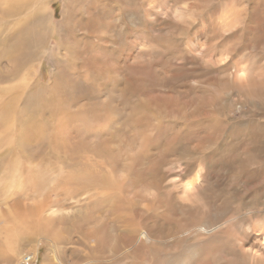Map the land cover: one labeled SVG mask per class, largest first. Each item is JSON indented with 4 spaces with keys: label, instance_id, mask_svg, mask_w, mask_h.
<instances>
[{
    "label": "rangeland",
    "instance_id": "374dc122",
    "mask_svg": "<svg viewBox=\"0 0 264 264\" xmlns=\"http://www.w3.org/2000/svg\"><path fill=\"white\" fill-rule=\"evenodd\" d=\"M25 2L18 15L2 17L17 35L0 39V102L9 101L0 109V155L7 156L0 159V264H19L27 253L35 264H264V0ZM46 46L55 47V66ZM36 61L44 87L33 76ZM238 67L242 81L233 77ZM129 75L131 91H119L115 77L124 86ZM164 106L188 115L156 119L153 109ZM132 108L134 127L125 119ZM79 109L119 120L85 127L68 117ZM109 127L133 137L111 141ZM25 140L31 145L21 153ZM83 140L105 144L106 156L118 159L115 171L108 159L81 150L82 161L94 162L91 172L101 167L87 180L86 167L69 170L48 156L67 160ZM105 177L134 187L138 197L126 208L147 223L137 234L145 230L151 239L135 254L121 249L96 261L95 242L83 238L94 225L71 229L70 221L88 212L90 197L104 196L75 186ZM217 221L224 227L204 229Z\"/></svg>",
    "mask_w": 264,
    "mask_h": 264
},
{
    "label": "bare ground",
    "instance_id": "6f19581e",
    "mask_svg": "<svg viewBox=\"0 0 264 264\" xmlns=\"http://www.w3.org/2000/svg\"><path fill=\"white\" fill-rule=\"evenodd\" d=\"M4 4H5L4 8H2V7L0 8V23H1L0 24V34H1L0 39H2L3 41L7 40L8 38H11L12 36L15 37L17 35V28L12 30L11 29L12 28V23L9 22V20H7V19L4 20L2 17L6 16V18H11V17H14V16L18 15L20 12H22L21 10H24L23 8L26 7L27 3L25 2V0H5ZM37 10H38V8L35 9V11H37ZM64 12H65L64 10H62V12H61L62 18L64 17L63 16ZM51 13H52V10L49 7V11H48V13L46 15L47 22H53V16H52ZM41 20L43 22H46V20L43 19V18H41ZM61 27H62V25H61ZM12 32H13V34H11ZM58 34L60 35L61 33H58ZM2 40H0V41H2ZM35 41L36 42L37 41L40 42V40H38V39H35ZM39 42H37V43H39ZM58 45H59V42H57L55 44V47H57ZM55 47H47L46 46L45 48H43V51H44V49L50 51V53H51L50 59H51L52 66H55V64H58V62H59V60H58L59 58L56 55H54ZM21 65H22V62H20V60H19L18 64L15 65V66L19 67ZM23 66H24V64H23ZM38 66H39V62L36 61V63H34L33 71L34 70L35 71H34L33 76L35 78H37V80H36L37 82L39 81L38 85L44 87V85H42L40 83V80L38 78V77H40L39 74H38ZM117 68L118 67H116V69ZM244 73H245L244 69H240V67H238L234 71L233 77L237 81H242L244 79ZM127 74H129V73H127ZM50 75H51L50 76L51 78H50V81H48L49 84H50V82L52 80L53 73L50 74ZM132 77H133V75H129L128 76L129 79L132 78ZM119 78L115 77V80H114V83H116V86L119 88V91H127L128 92L130 90V87L132 86V79H130V81H128L130 84L127 83V84H124V86H120V84L122 82L119 81ZM126 79L127 78H125V80ZM118 83H119V86H118ZM49 84H46L45 86H48ZM132 90H134V88ZM134 92H136V90ZM134 92L131 93V96L136 95V94H134ZM7 100L8 99L2 100L0 102V109H3V108H5V107H7L9 105V103H8L9 101H7ZM136 101L137 102L141 101V102L145 103V101H143V100H136ZM175 102L172 99H171V101H169L170 105L173 104V106L176 105ZM169 103H167V105ZM167 107H169V106H167ZM62 108H64V107H62ZM62 108H59V109H62ZM162 108H164V109H162ZM181 108H182L181 106L177 107V111L174 112V113H172V112L169 113L165 109V106L161 107V109L154 108L153 111H155L154 114L158 115V117L156 119H159V117H163V120L169 121V120L173 119L175 121V120H177L179 118L181 119L183 117H186V115H188V114H185V113H181V111H182ZM89 111H91V112H89ZM136 111H137L136 109L133 110V108H132L131 111L127 115L124 114L125 115V119H129L128 121L131 122L129 124L132 125L133 127L134 126H138L137 122H139ZM63 112H65V111H63ZM107 112H109V111L103 110L101 113H97L95 111H92V109H90V110L89 109L88 110L79 109V111L75 110L73 113H70L69 116L68 115L67 116L69 118L71 116V118L75 122H77V121L83 122V125L85 127H87V126H90L91 122H99V120L101 118L110 119L111 117H114L113 115H110ZM56 113H57V111H56ZM59 113H61V112H59ZM61 115H63V113ZM50 116H52L54 118L55 117V113L52 112L50 114ZM64 116H66V115L64 114ZM59 117H62V116H59ZM114 118H115V120L118 119L117 117H114ZM120 124H124L125 125V122L123 123L122 121H120ZM30 125H31V128L33 130V128H35L33 126V123L30 124ZM45 125L52 126V125H49V124H45ZM109 128L111 130H109L106 133V135L110 134V136H106L105 135V137L106 138L108 137L107 139H109L111 141L114 140V137L116 135L122 134V131L116 130V128H112V127H109ZM116 131H118V133H116ZM133 133H134V131L132 133H129V134H127V132H125V135L122 134L124 136V140H126V139H128L130 137H133ZM79 142L75 141L73 146L69 149V150H71L72 154H74V155L66 156L68 158L67 160L62 158V160L59 161L55 156H52V155H48V156H50L52 158V160L54 159L53 161L55 163H57V164L61 163L63 168H68L69 170H77L79 167H86V172H87V175H88L87 180H92L95 177V175L101 171V167H100V165L95 164L100 169H97V171L95 170L94 172H91L93 170H91L90 167L93 165L94 162L90 163V161H89V163H88L86 161H82L81 158H83L82 157L83 155H77V154H81L80 153L81 150H83V153H85V151H86L88 154L91 153L92 155H95L98 158H104V160L108 159L109 160L108 161L109 165L112 168V172L115 171L118 159L116 158V156H112V155H107L106 156V154H108L109 151H107V149L104 147L105 144L101 145V146H97V145L95 146V145H87L84 140L82 141V143H85V144H82V143H79ZM27 143H28V140H25L24 144L19 146L17 148V150H19L21 153H24V149L27 146L31 145V144H29V143L27 144ZM23 146H25V147H23ZM7 148H8L7 150H9V149H12L13 147H8L7 146ZM14 150H16V148ZM14 150H12V151H14ZM9 151H11V150H9ZM39 153H40V156H44L45 155L41 151H39ZM33 156L34 155L32 153L26 155V157L29 158L30 160L33 159ZM2 158L6 159L7 158L6 154L0 155V159H2ZM24 158H25V155H24ZM91 160H93V159H91ZM40 162H44V161H40ZM48 164H50V163H48ZM125 166H126L127 170H131L132 169L131 163L127 164ZM137 179L138 178L135 175V181H134L135 184H136V180ZM71 180H72V178H71ZM76 180L77 179L72 180L71 182L74 183V182H76ZM134 183L132 185H134ZM75 187L78 188V189H82L85 193H87L89 191H96L95 192L96 195L97 194H103L104 195L103 197L101 196V198H99V197L96 198V202L92 201V197L94 198V196L90 197L89 200H91V202H88V204H87L88 208H89L88 212L85 215L77 216L72 221H70L71 225L74 226V228H71V229H75V225H79V228L81 227V229H83L81 224H83L85 226L94 225L95 228L93 229V231L92 230L91 231H88V230L87 231H83L84 232L83 233V236H84L83 238L86 240V242H85L86 244H87L88 241L95 242V247H91V246L89 247L90 253L92 254L93 259H95L96 261H100V258H102V256L104 254L111 253V255H113L112 253H117V251L120 252L121 249L130 250V251H132V253L135 254V253L138 252L140 245H143L145 241H149L151 239L150 235L145 230H141V232L139 231L138 234H137V231L139 229H141V228H145L147 226V223H146V221L143 222L141 219H136L132 215V211H129L126 208L128 203H131L132 201H134L138 197L137 192L135 191L133 186H132V190L130 191V189H126L127 186L122 184V182H119V181H114L113 182V181L110 180L109 177H105L100 182H94V181H91L90 183L89 182H81L79 185H77ZM125 193H128V194H125ZM96 195H95V197H96ZM143 200H147L148 201L149 199L146 198V199H143ZM106 205H107L108 208L104 210ZM38 210H39V208H38ZM41 210L38 211V215L42 214V213H40V212H42ZM96 211H100L101 215L97 214L98 215L97 216L96 215ZM121 211H123V217L120 215ZM83 216H86V218H82ZM110 216H112V217L110 218ZM109 218H110V221L107 222V220ZM49 221H45L44 220L43 222L47 223ZM120 222H124L125 224H121ZM224 224L225 223H221L220 224L217 221L215 223L213 222V223L209 224L208 227H204V229L206 231H208V232H210V231L212 232V231H214L216 229L218 230L220 228H223ZM71 225H70V227H71ZM121 228H123L125 230V232L123 230H121ZM187 228L188 227H186L184 230H187ZM47 230L48 229H44V231H45L44 233H46ZM49 230H51V229H49ZM78 234H80V233H78ZM263 240H264V228H263ZM148 248H149V246L146 249H148ZM8 249H9V251H13L14 249H16V246L15 247H9ZM241 249H242L243 253H245V254H248V255H250L252 257H255V258L258 257V254H257L258 251L257 250H253L252 247H243V245H242ZM109 250H111V251H109ZM30 257H31L32 264H35V254H33V253H27L25 255L23 254V256L21 257V259L19 261V264H24L27 261L26 259L30 258ZM57 259H58V257H57Z\"/></svg>",
    "mask_w": 264,
    "mask_h": 264
},
{
    "label": "built area",
    "instance_id": "2783aa9c",
    "mask_svg": "<svg viewBox=\"0 0 264 264\" xmlns=\"http://www.w3.org/2000/svg\"><path fill=\"white\" fill-rule=\"evenodd\" d=\"M26 260H27V261H26L24 264H32V261H31L30 258H27Z\"/></svg>",
    "mask_w": 264,
    "mask_h": 264
}]
</instances>
